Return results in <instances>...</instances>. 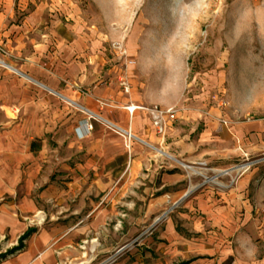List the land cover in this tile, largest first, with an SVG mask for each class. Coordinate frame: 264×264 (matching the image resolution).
<instances>
[{
    "label": "crops",
    "instance_id": "crops-1",
    "mask_svg": "<svg viewBox=\"0 0 264 264\" xmlns=\"http://www.w3.org/2000/svg\"><path fill=\"white\" fill-rule=\"evenodd\" d=\"M66 6L0 0V264L95 263L120 238L103 232L110 213L146 216L165 206L174 209L168 219L141 249L121 246L115 264H244L239 209L187 173L210 169L211 131L171 128L161 137L147 112L130 113L128 106L173 105L179 93L149 95L145 82L137 94L133 66L126 93L125 72L108 65L100 40L56 15ZM84 119L93 129L79 138Z\"/></svg>",
    "mask_w": 264,
    "mask_h": 264
},
{
    "label": "rangeland",
    "instance_id": "rangeland-1",
    "mask_svg": "<svg viewBox=\"0 0 264 264\" xmlns=\"http://www.w3.org/2000/svg\"><path fill=\"white\" fill-rule=\"evenodd\" d=\"M66 4L55 11L64 25L86 37L95 35L108 65L125 72L124 61L112 49L114 41L124 42L133 67L140 71L137 94L145 82L149 95L166 88L171 100L179 93L173 105L146 106L178 107L170 129L211 131L210 169L197 164L187 173L196 185L223 193L227 203L239 209L235 219L246 232L244 237L241 232L243 262L264 264V0H66ZM243 165L247 169L238 171ZM169 208L153 215L146 211V216L142 210L133 217L110 213L103 232L117 234L119 241L104 247L102 258L90 264H115L121 246L130 253L141 249L137 245L174 211L156 222ZM109 241L108 237L103 243ZM136 264H146V258Z\"/></svg>",
    "mask_w": 264,
    "mask_h": 264
},
{
    "label": "built area",
    "instance_id": "built-area-1",
    "mask_svg": "<svg viewBox=\"0 0 264 264\" xmlns=\"http://www.w3.org/2000/svg\"><path fill=\"white\" fill-rule=\"evenodd\" d=\"M112 49L118 55V58L124 61V64L126 66L125 73L120 79V85L126 93H129L131 90V85H130V81L128 78V69L131 66H133L134 61L129 59L128 51L125 48L124 42L122 40L114 41L112 43ZM102 105H109V104L102 102ZM109 106L113 107V105L111 104ZM127 108L130 111V113H133L136 109L147 112L150 116L151 123H152L154 130L161 137H164L167 134L172 122H174L177 119L179 112H180V109L176 106H172L168 108H160L158 106H155V107L128 106ZM92 118L96 120L101 119V117L98 115L96 116L93 115ZM92 129H93V125L91 124L90 120L84 119L79 122V124L75 128V131L79 138H83L84 136L88 135V133H90ZM129 132H131L130 129H129ZM131 138L132 137L130 134V137L127 138V140H129L127 141L128 145L131 142Z\"/></svg>",
    "mask_w": 264,
    "mask_h": 264
},
{
    "label": "trees",
    "instance_id": "trees-1",
    "mask_svg": "<svg viewBox=\"0 0 264 264\" xmlns=\"http://www.w3.org/2000/svg\"><path fill=\"white\" fill-rule=\"evenodd\" d=\"M32 232H33L32 229L28 230V231H27V232L21 237V239H20V243H19V246L13 248L10 252L13 253V252H15L16 250L22 248L23 245H24V240H26V239L30 236V234H31Z\"/></svg>",
    "mask_w": 264,
    "mask_h": 264
},
{
    "label": "bare ground",
    "instance_id": "bare-ground-1",
    "mask_svg": "<svg viewBox=\"0 0 264 264\" xmlns=\"http://www.w3.org/2000/svg\"><path fill=\"white\" fill-rule=\"evenodd\" d=\"M130 134H131V137H132V133L129 132V130H127V131H126V135H127L128 137H130ZM246 169H247V166H246V165H243V166H240V167L237 168L238 171H242V170H246ZM213 181H214V180H213Z\"/></svg>",
    "mask_w": 264,
    "mask_h": 264
},
{
    "label": "water",
    "instance_id": "water-1",
    "mask_svg": "<svg viewBox=\"0 0 264 264\" xmlns=\"http://www.w3.org/2000/svg\"><path fill=\"white\" fill-rule=\"evenodd\" d=\"M188 194H189V193H186L185 197H186ZM185 197H184V198H185ZM171 210H172V208L169 209V211H167V212H166L161 218H159L156 222H158V221H160L162 218H164L165 215H167Z\"/></svg>",
    "mask_w": 264,
    "mask_h": 264
}]
</instances>
